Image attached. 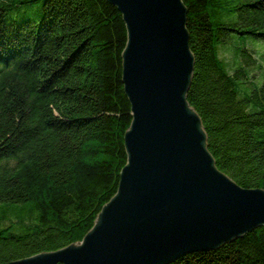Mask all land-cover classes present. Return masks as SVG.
Listing matches in <instances>:
<instances>
[{
	"label": "trees",
	"instance_id": "16d2710c",
	"mask_svg": "<svg viewBox=\"0 0 264 264\" xmlns=\"http://www.w3.org/2000/svg\"><path fill=\"white\" fill-rule=\"evenodd\" d=\"M35 1L0 0V202L17 213L6 222L10 208L0 210V263L82 237L127 161L121 12L108 0H41L37 20L7 19ZM184 3L195 55L187 98L209 150L237 182L264 187V72L252 78L246 47L232 71L219 54L235 34L264 41V0ZM167 264H264V224Z\"/></svg>",
	"mask_w": 264,
	"mask_h": 264
},
{
	"label": "water",
	"instance_id": "95a60500",
	"mask_svg": "<svg viewBox=\"0 0 264 264\" xmlns=\"http://www.w3.org/2000/svg\"><path fill=\"white\" fill-rule=\"evenodd\" d=\"M127 29L132 119L117 191L74 241L0 264H167L264 224V187L223 171L187 98L195 55L184 0H108Z\"/></svg>",
	"mask_w": 264,
	"mask_h": 264
},
{
	"label": "rangeland",
	"instance_id": "374dc122",
	"mask_svg": "<svg viewBox=\"0 0 264 264\" xmlns=\"http://www.w3.org/2000/svg\"><path fill=\"white\" fill-rule=\"evenodd\" d=\"M34 3V4H33ZM41 0L21 4V7H15L8 11V20L12 18L17 19L18 21H22L26 18H31L37 20L40 16V8H41ZM40 5V6H39ZM236 47H246L249 51L253 53V57L255 58L253 63L249 65V73L253 79L258 78L264 72V63L262 59H264L263 51H264V41L257 39L253 36H244L235 34L231 41L228 44L221 45L219 48V54L221 58L226 60L228 63L230 71L233 70V67L236 64V61H242L241 54L238 52H234ZM255 48V49H254ZM240 85V84H239ZM241 93L245 92L248 87L245 86L244 83L240 85ZM16 207L15 204H7L0 202V210L10 208V212L7 214V221L10 222L16 219V212L13 209Z\"/></svg>",
	"mask_w": 264,
	"mask_h": 264
}]
</instances>
